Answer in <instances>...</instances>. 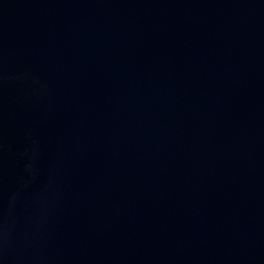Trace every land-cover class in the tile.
<instances>
[{
    "label": "water",
    "instance_id": "obj_1",
    "mask_svg": "<svg viewBox=\"0 0 264 264\" xmlns=\"http://www.w3.org/2000/svg\"><path fill=\"white\" fill-rule=\"evenodd\" d=\"M0 264H264V0H0Z\"/></svg>",
    "mask_w": 264,
    "mask_h": 264
}]
</instances>
